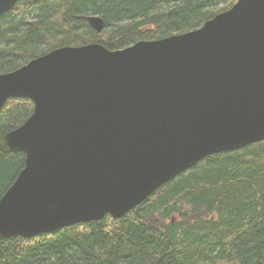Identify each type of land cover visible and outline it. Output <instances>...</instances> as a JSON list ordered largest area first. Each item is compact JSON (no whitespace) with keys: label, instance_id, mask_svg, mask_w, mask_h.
<instances>
[{"label":"water","instance_id":"95a60500","mask_svg":"<svg viewBox=\"0 0 264 264\" xmlns=\"http://www.w3.org/2000/svg\"><path fill=\"white\" fill-rule=\"evenodd\" d=\"M12 98L33 110L0 136L25 155L0 197V239L119 218L205 156L264 138V0L120 49L56 47L0 73V109Z\"/></svg>","mask_w":264,"mask_h":264},{"label":"trees","instance_id":"16d2710c","mask_svg":"<svg viewBox=\"0 0 264 264\" xmlns=\"http://www.w3.org/2000/svg\"><path fill=\"white\" fill-rule=\"evenodd\" d=\"M234 0H16L0 15V73L59 46L120 49L195 29ZM103 20L96 31L87 17ZM11 100V102H10ZM29 98L0 109V136L32 113ZM0 149V197L24 167ZM173 214L178 218L171 220ZM264 264V138L212 153L119 218L0 239V264Z\"/></svg>","mask_w":264,"mask_h":264},{"label":"rangeland","instance_id":"374dc122","mask_svg":"<svg viewBox=\"0 0 264 264\" xmlns=\"http://www.w3.org/2000/svg\"><path fill=\"white\" fill-rule=\"evenodd\" d=\"M234 2H235V0H234ZM10 102H11V100H10ZM177 218H178V216L176 214H173L171 217V220L175 221ZM215 264H234V263H233L232 259H228V260L224 259V260H218Z\"/></svg>","mask_w":264,"mask_h":264},{"label":"flooded vegetation","instance_id":"af4514ba","mask_svg":"<svg viewBox=\"0 0 264 264\" xmlns=\"http://www.w3.org/2000/svg\"><path fill=\"white\" fill-rule=\"evenodd\" d=\"M54 49V48H53ZM52 50V49H51ZM50 51V50H49Z\"/></svg>","mask_w":264,"mask_h":264}]
</instances>
